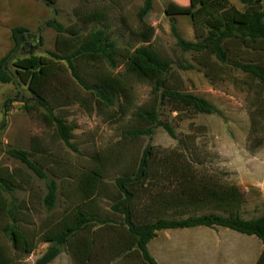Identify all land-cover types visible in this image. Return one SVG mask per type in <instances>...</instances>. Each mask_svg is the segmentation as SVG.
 <instances>
[{
    "label": "rangeland",
    "instance_id": "obj_1",
    "mask_svg": "<svg viewBox=\"0 0 264 264\" xmlns=\"http://www.w3.org/2000/svg\"><path fill=\"white\" fill-rule=\"evenodd\" d=\"M144 1L55 0L47 5L43 0H0V61L9 56L6 67L14 76L11 83H0V169L14 176V187L5 196L16 225L34 244L33 251L23 255L12 248L9 236L0 230V246L12 264H35L52 246L44 242V235L57 232L60 221L75 210H85L93 219L69 242L58 246L59 253L49 264H144L137 250L129 247L131 241L124 217L114 211L113 205L121 198L115 180L135 171L147 148L155 150L160 160L191 163L198 178L208 177L220 184L236 186L243 195L240 211L243 219L262 215L264 89L234 68L233 63L258 60L264 65V56L238 41L227 43L226 64L209 55L182 51L178 39L197 42L203 37L191 20L189 0H151L144 22L154 29L149 45L169 63L171 86L205 99L215 108L213 114L170 112L160 104L159 93L151 82L129 76L126 98L117 99L112 106L99 104L72 79L61 62L59 76L49 87L53 94L48 101L54 115L73 128L72 147H68L57 137L54 128L43 121L46 111L36 105L27 86L15 75V60L30 55L48 57L56 51L57 33L47 25L50 21L66 31L75 28L82 34L103 29L119 51L134 49L139 46L133 34L141 28L138 13ZM227 1L239 11L245 8L240 0ZM92 11L101 12L103 19L81 24L76 14ZM15 28L23 29L17 37L19 44L12 38ZM68 35V31L64 33ZM117 63L113 72L124 73L123 65L119 60ZM77 66L81 76L90 81L100 70L108 69L106 64L92 62H78ZM152 108L158 111L159 124L151 127L149 135H134L133 132L150 127L138 115ZM9 148L31 153L47 179L55 182L51 209L43 203L47 193L45 180L10 158L6 153ZM95 158L105 164L104 179L97 195L83 200L76 186L79 178L96 165ZM157 191L158 185L151 192ZM146 200L144 193L139 192L136 213L139 221L146 216ZM198 230L203 233L188 236L189 242H211V247H206L210 255L204 259L213 264L240 260V248L239 255L235 250L229 253L231 245L244 246L245 264L249 260L256 264L260 258L262 244L253 236L232 235L223 228ZM83 241L92 244L87 261L75 254L77 245ZM188 250L189 259L200 260L197 246L191 245Z\"/></svg>",
    "mask_w": 264,
    "mask_h": 264
},
{
    "label": "trees",
    "instance_id": "obj_2",
    "mask_svg": "<svg viewBox=\"0 0 264 264\" xmlns=\"http://www.w3.org/2000/svg\"><path fill=\"white\" fill-rule=\"evenodd\" d=\"M47 5L55 0H43ZM97 1V0H84ZM245 5L243 11L231 7L227 0H189L190 17L194 27L203 33L197 42L178 39V46L184 52L196 56L203 54L214 57L222 64L228 63L227 43L238 41L255 54L264 56V0H240ZM151 9V0H145L138 13L141 28L133 34L139 46L131 50L119 51L110 36L103 29H94L85 34L75 28L67 32L55 21L47 23L56 33V51L48 57L30 55L15 60V75L27 86L34 97L36 105L46 112L43 121L54 128L57 137L68 147H72L71 132L73 128L61 117L55 116L49 107L48 99L52 96L49 87L59 76L60 65L65 64L70 76L99 104L112 106L119 98L129 95L127 77L135 80H148L159 93V102L177 114L190 112L194 114H213L215 108L205 99L183 92L171 86L169 63L162 60L149 45L154 29L144 22ZM81 24L100 22L103 14L99 11L78 12ZM23 31L15 28L12 38L19 44L17 37ZM9 56L0 61V83L13 81V75L6 67ZM123 65L124 73H114ZM63 64H62V63ZM78 62L106 64L107 70L92 76L91 81L81 76ZM234 68L257 81L264 89V65L256 61H237ZM138 117L150 127L144 131L133 132L134 135L150 134L153 126L159 124L158 111L154 108L145 110ZM172 135L169 127L166 128ZM7 155L25 165L36 177L45 180L47 193L43 203L47 209L54 206L56 184L47 179L40 165L31 155L23 150L9 148ZM96 165L87 170L78 180L76 192L83 200H91L97 195L103 182L105 164L94 159ZM190 163L175 162L172 159L160 160L155 150L145 149L135 171L124 174L115 180V187L121 198L113 205L124 217L131 245L139 254L144 264H156L147 250L148 243L162 230L187 228H223L245 236H253L262 244V253L256 264H264V211L256 219H243L240 211L244 203L243 195L236 186L220 184L212 178L196 176ZM14 176L0 169V230L7 234L15 251L25 255L34 249V244L19 229L12 215L11 207L5 193L14 187ZM158 185L157 193L152 189ZM152 188V189H151ZM144 193L147 213L142 221L137 217L139 208L138 194ZM167 212L170 214L167 216ZM201 214V215H198ZM92 217L85 210H75L67 214L59 223V230L44 235V242L52 246L35 264H49L59 253L58 246L69 242L79 230L85 228ZM92 244L83 241L77 245L76 255L87 261ZM0 264H12L5 249L0 246Z\"/></svg>",
    "mask_w": 264,
    "mask_h": 264
},
{
    "label": "crops",
    "instance_id": "obj_3",
    "mask_svg": "<svg viewBox=\"0 0 264 264\" xmlns=\"http://www.w3.org/2000/svg\"><path fill=\"white\" fill-rule=\"evenodd\" d=\"M198 229H202V227L159 231L156 234L155 238H153L148 243L147 245L148 253L154 259L156 264H213L212 261L210 262L204 259L206 256L210 255L208 254L210 251L209 249H206V247L207 248L211 247L212 244L211 242H208L207 244L203 241H200L198 244L195 242H189L188 238L190 236L194 234L196 235L198 233H203L200 232V230ZM231 233L232 235H238L240 237L245 236L233 231H231ZM248 237H252V236H248ZM240 241L242 242L243 239H240ZM191 245L198 247L199 252L197 256L200 257L199 261L196 259H189L188 248ZM239 248H240V257H241L240 260H236V261L228 260L226 262H220V264H245L244 262L245 251L243 245H241L240 247L237 245L236 246L231 245L228 252L231 253L232 251L235 250L239 255L238 252ZM251 262L252 260H249L248 264H250ZM252 264L254 263L252 262Z\"/></svg>",
    "mask_w": 264,
    "mask_h": 264
}]
</instances>
